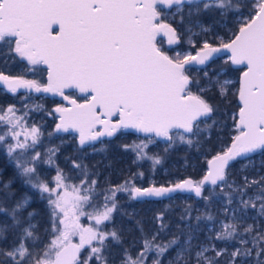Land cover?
I'll return each mask as SVG.
<instances>
[{"label":"snow or ice","instance_id":"snow-or-ice-1","mask_svg":"<svg viewBox=\"0 0 264 264\" xmlns=\"http://www.w3.org/2000/svg\"><path fill=\"white\" fill-rule=\"evenodd\" d=\"M171 9L173 19L179 15L181 22L186 13L189 25L205 11L218 10L224 18L231 13L236 27L229 30L227 39L216 38L218 46L205 39L195 55H170L165 40L171 48L183 39L168 20ZM185 31L191 33V27ZM201 31L207 34L210 29L201 26ZM188 43L192 44L191 36ZM219 53L226 54L225 65L238 66L239 87L232 93L238 101L233 115L236 134L230 146L208 161L209 170L199 181L183 179L171 186L142 187L126 178L97 191L99 181L90 179L87 167L74 161L73 167L82 169L83 179L70 183L57 168L54 186H50L40 177L37 164L54 163L55 150H48L46 160L38 151L28 155L41 136L38 126L22 123L28 106L23 115H17L20 110L14 104L0 105V125L7 126L0 134V145L15 163L23 183L37 189L41 199L47 194L51 220V239L37 250L40 237L36 226L23 218L29 198L17 199L11 209L0 207V212L11 216V227L27 224L21 228L18 245L0 249V264H164L163 258L173 246L178 249L168 264H193V260L195 264H264V176L251 180L245 176L243 184L227 180L231 161L253 153L264 155V0H0V56L5 65L9 60L26 62L24 71L16 75L0 68V85L14 95L25 89L61 97L66 103L52 110L59 119L55 131L78 133L81 146L129 130L147 137V142L123 145L132 148L137 159L146 158L144 150L154 138L168 141V147L177 139L192 146L191 137L204 130L200 127L203 118H210L215 109L202 95L205 88L199 93L191 91L189 69L206 65ZM36 71L46 72V82L26 78L27 73ZM204 75L221 97H227L232 80L214 79L207 71ZM147 158L153 165L161 163L158 156ZM10 184L3 183L0 188L8 193ZM206 184L220 187L227 197L225 221H219L214 236L226 242L224 247L200 245L193 256L191 227L182 244L176 234L162 241L160 234L168 227L164 212L154 217L158 227L150 234L142 221H136L140 247L135 255L132 248L136 242L125 247L122 230L107 227L118 210L119 192L138 200L192 191L209 201L214 193L203 195ZM250 188L255 189L251 195ZM33 215L27 212V217ZM82 217L89 223H82ZM196 219L212 221L214 217L206 212ZM8 227L0 225V234ZM207 239L211 242L213 237ZM26 241H32L31 247ZM232 241L235 243H228ZM113 246L120 247L118 258L112 255Z\"/></svg>","mask_w":264,"mask_h":264},{"label":"trees","instance_id":"trees-1","mask_svg":"<svg viewBox=\"0 0 264 264\" xmlns=\"http://www.w3.org/2000/svg\"><path fill=\"white\" fill-rule=\"evenodd\" d=\"M171 12H174V9L169 10L168 20L182 33L183 39L179 45L171 48L167 47L164 42V46L168 49L170 55H175V49L181 52L188 47L195 54L205 39L213 42L214 46H218L216 38L222 36L227 39L229 30L236 27L235 17L231 13L224 18L220 16L218 10L205 11L198 18H193V23L189 25L186 13L184 21L181 22L180 16L177 15L173 19ZM189 26L191 27V33L185 31ZM201 26L209 28L210 31L207 34L203 33ZM189 36H191L193 43L191 46L188 43ZM225 59L224 57H218L211 60L204 67H190L189 69V75L193 80L190 85L191 91L199 93L201 88H205L206 91L202 95L215 109L210 118H203L200 127L204 130L191 137L194 141L193 145L189 146L177 139L173 142L172 147H168V141L154 138V142L148 143L144 150L146 158L142 159H137L136 152L132 148L125 149L123 147L125 144H138L141 140L147 142L145 135L133 131H128L123 135L118 134L112 138L101 139L84 146L77 144L75 134L56 132L57 118L52 111L59 103L56 98L44 97L27 91H18L14 95L0 86V105L7 107L9 104H14L20 110L17 115H23L25 105H27L28 114L24 122L37 124L41 120V123L37 125L41 131L40 142L32 150L31 155L38 151L46 160L48 159V150H55V155L52 156L54 163L51 165L37 164L40 177L45 180L48 179L50 186H53L51 179L56 175L57 168L62 169L70 178V183L78 184L80 179H83L82 169L74 168V161L87 167L90 179L99 181L97 191L121 184L126 178H132L136 186L142 187L151 185L157 187L171 186L183 179L199 181L206 173L208 161L228 147L231 144L232 136L236 134L233 115L238 111V101L232 93L239 87V71H236L234 66L225 65ZM25 64L26 62H20L17 59L15 63L9 60L5 65L4 58L0 56V68H5L6 74H20L24 71ZM222 69H226V71H222ZM205 71L214 79L218 78L221 81L230 79L233 81V85H228L227 97H221L219 89L209 84L208 77L204 75ZM217 73H219L218 77ZM26 78L46 82V72L27 73ZM206 125L209 127H206ZM1 130H4V127H0ZM50 133L51 135H49ZM197 141L199 143H196ZM45 150L47 152H44ZM156 156L160 157L161 163L153 165L152 159L147 157ZM249 158L251 160L248 162L245 161V158H238L229 165L227 168L229 183L243 184L245 176L249 180L264 176V155L255 153L250 155ZM245 165L247 167H244ZM133 173L137 175L133 177ZM139 173H143V176H140ZM9 181H11V184L8 193L0 188V207L6 209H11L15 201L29 189L23 183V178L18 174L15 163L0 146V185ZM254 190V188L248 189L249 195ZM225 191H228L226 186ZM210 194L212 195L209 201H205L202 197L195 199L182 193L160 201H137L130 200L127 193L119 192L117 193L118 210L113 213V222L108 224L107 227L122 230L125 247L136 242L132 248V253L135 255L140 247L138 243L140 232L137 229L136 221H142L145 231L150 234L158 227L154 217L157 213L164 212V222L168 227L160 234L162 241L166 242L176 234L180 235V243L182 244L189 227H191L193 229L191 240L194 246L193 256L200 245L207 246L212 243L217 247H224L226 242L215 240L214 236L215 231L220 226L219 221H225L223 209L227 206V197L221 192L220 187L205 185L203 195L209 196ZM38 203L40 201L34 204V208L39 207ZM235 206L236 201L233 202L232 207ZM206 212L211 213L214 219L212 221L206 219L197 221L196 217ZM127 214H131V217ZM182 216L185 219L182 220ZM229 216H231V213H229ZM248 222L251 223V220L249 219ZM209 236L213 237L211 242L207 239ZM17 242L18 239L13 241L9 247L16 245ZM228 243L234 244L235 241ZM177 249L178 246H173L166 253L163 258L164 264H168V260L175 256ZM119 254L120 247L113 246L112 255L118 258ZM212 254L214 255V253ZM193 264H195L194 260Z\"/></svg>","mask_w":264,"mask_h":264},{"label":"rangeland","instance_id":"rangeland-1","mask_svg":"<svg viewBox=\"0 0 264 264\" xmlns=\"http://www.w3.org/2000/svg\"><path fill=\"white\" fill-rule=\"evenodd\" d=\"M192 44H190L189 46H191ZM176 52H179V50L175 49L174 50V54H176ZM181 52L182 53H189L190 52L192 55H194V53L191 51V49L189 47L187 49L181 51ZM57 100L59 102L58 104L66 103V102H64L62 100L61 97L59 99H57ZM22 123H24L27 127H31L33 125H35V126L39 125V123H41V120H39L37 124H31V123L24 122V121ZM0 127H4V130L0 131L1 134H2L4 131H6L7 126L6 125H0ZM17 130L21 131V129H17ZM61 133L75 134L73 132H61ZM75 136H76V134H75ZM19 139L23 140L24 139L23 135H21L19 137ZM76 139H77V137H76ZM8 142H12L10 137L8 138ZM29 143H31L30 140H29ZM77 144H78V142H77ZM88 144H90V143H88ZM0 146H1L3 151H6L4 146H2V145H0ZM32 150L33 149H29L28 150V155L29 156L31 155ZM17 151L19 152V150H17ZM44 152H47V151L45 150ZM253 154H255V153H253ZM253 154H250V155H253ZM250 155H249V157H250ZM249 157H247V158L243 157V158H245V161L248 162V161L251 160ZM45 165H47V163H45ZM26 186L29 189V191L23 193V195L20 196V198L23 197V196H27L29 198L28 199V204L26 205V211L23 212V218L26 221L30 220V222L36 226L37 234L40 237V242L37 243V250H39V249H41L43 247V245L45 243H47L51 239V236H50V233H51L50 208H49V206L47 204V199H46L47 194H44L45 198L41 199V194H40V192L37 189L31 188L29 185H26ZM53 186H54V183H53ZM39 201H40V203H38L39 207L38 208L37 207L34 208V204L36 202H39ZM14 204H13V206H14ZM28 211L34 212L33 217H27V212ZM81 222L84 223V224H88L89 223V221L87 220L86 217H82L81 218ZM0 225H9L10 226L2 234H0V249H11L13 246L9 247V245H11L13 243V241H15L17 239H18V242L16 243V245H18L19 242H20L19 238L21 236V228L27 226V224L25 223V224H23L21 226L11 227L12 219H11V216L8 214V212H0ZM26 244L29 247H31L32 241H26Z\"/></svg>","mask_w":264,"mask_h":264},{"label":"water","instance_id":"water-1","mask_svg":"<svg viewBox=\"0 0 264 264\" xmlns=\"http://www.w3.org/2000/svg\"><path fill=\"white\" fill-rule=\"evenodd\" d=\"M165 43H166V40H165ZM166 45H167V43H166ZM168 46V45H167ZM195 55V54H194ZM218 57H224V58H226V54L225 53H219V54H217V56L216 57H214L213 59H215V58H218ZM212 59V60H213ZM211 61V60H210ZM209 61V62H210ZM209 62H207L206 63V65L209 63ZM205 65H193V66H191V68H201V67H204ZM234 67H238V66H234ZM239 85V84H238ZM0 86H2V85H0ZM3 87V86H2ZM19 91H27V90H25V89H20ZM32 93H34V94H38V95H42V96H44V97H50V98H56V99H59L60 97L59 96H53L52 94H50V93H43V92H32ZM56 114V113H55ZM56 117H57V123L59 122V119H58V114H56ZM130 131V130H129ZM69 132H72V131H69ZM61 133V132H60ZM73 133H75L76 134V137H77V142H78V144H79V136H78V133H76V132H73ZM137 134H140V135H145V134H142V133H137ZM107 138H109V137H102V138H100L99 140H101V139H107ZM160 140H162V141H165V140H163V139H161V138H159ZM98 141V140H97ZM93 142H96V141H93ZM92 143V142H91ZM80 145V144H79ZM86 145V144H85ZM81 146V145H80ZM84 146V145H83ZM230 146V145H229ZM250 155V154H249ZM239 158H243V157H239ZM212 159V158H211ZM210 159V160H211ZM238 159V158H237ZM233 161H231L230 162V164L232 163ZM229 164V165H230ZM208 170H209V164H207V170H206V173L205 174H207V172H208ZM206 185H210V184H206ZM179 193H182V194H186V195H188V196H191V197H193V198H195V199H198L199 197H197L196 195H195V193L194 192H192V191H180V190H177V191H175V192H172V193H169L167 196H164V197H147V198H142V199H138L137 201H150V200H153V201H155V200H158V201H160V200H164V199H168V198H170L171 196H173V195H175V194H179Z\"/></svg>","mask_w":264,"mask_h":264},{"label":"flooded vegetation","instance_id":"flooded-vegetation-1","mask_svg":"<svg viewBox=\"0 0 264 264\" xmlns=\"http://www.w3.org/2000/svg\"><path fill=\"white\" fill-rule=\"evenodd\" d=\"M167 46V45H166ZM167 47H169V46H167Z\"/></svg>","mask_w":264,"mask_h":264}]
</instances>
